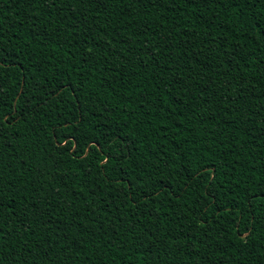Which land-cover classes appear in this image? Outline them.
<instances>
[{
  "label": "trees",
  "instance_id": "trees-1",
  "mask_svg": "<svg viewBox=\"0 0 264 264\" xmlns=\"http://www.w3.org/2000/svg\"><path fill=\"white\" fill-rule=\"evenodd\" d=\"M0 264H264V0H0Z\"/></svg>",
  "mask_w": 264,
  "mask_h": 264
}]
</instances>
